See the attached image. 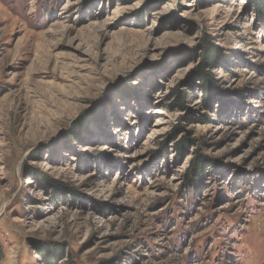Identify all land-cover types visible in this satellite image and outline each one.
Returning a JSON list of instances; mask_svg holds the SVG:
<instances>
[{
	"label": "rangeland",
	"instance_id": "obj_1",
	"mask_svg": "<svg viewBox=\"0 0 264 264\" xmlns=\"http://www.w3.org/2000/svg\"><path fill=\"white\" fill-rule=\"evenodd\" d=\"M0 244L264 264V0H0Z\"/></svg>",
	"mask_w": 264,
	"mask_h": 264
},
{
	"label": "trees",
	"instance_id": "obj_2",
	"mask_svg": "<svg viewBox=\"0 0 264 264\" xmlns=\"http://www.w3.org/2000/svg\"><path fill=\"white\" fill-rule=\"evenodd\" d=\"M213 62V60L212 59H207V64L209 63V64H211ZM204 77V76H203ZM202 81H205V82H207V79H204L203 78V80ZM205 91H206V94H207V96L210 94V93H208V90L205 88ZM216 95V94H215ZM210 96V95H209ZM218 97V96H217ZM174 99H175V104L177 105V107H179L180 109H185L186 108V102H187V96L186 95H184V94H182V93H176L175 94V96H174ZM205 107H209V103H205ZM204 165H207V164H204V162L202 161V162H200V164H199V167L197 168V173H195V179H194V181L193 182H198V178H197V176L198 175H202L203 174V172L205 171V167H204ZM207 167H209V166H207ZM4 260V252H3V249H2V246H1V244H0V264H1V262Z\"/></svg>",
	"mask_w": 264,
	"mask_h": 264
}]
</instances>
